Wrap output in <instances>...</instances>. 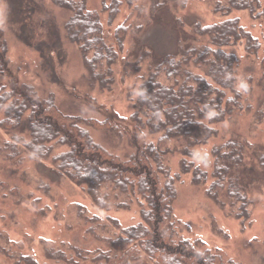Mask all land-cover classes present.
Listing matches in <instances>:
<instances>
[{
  "label": "trees",
  "instance_id": "16d2710c",
  "mask_svg": "<svg viewBox=\"0 0 264 264\" xmlns=\"http://www.w3.org/2000/svg\"><path fill=\"white\" fill-rule=\"evenodd\" d=\"M5 1L15 35L39 52L42 67L52 72L54 81H58L56 64L62 67L64 58L68 59L64 43L69 42L78 46L91 85L104 91L113 89L119 51L109 42L101 12L90 8L89 0H50L70 13L63 27L55 16H44V0ZM186 2L155 0L153 11L177 12ZM120 5V0L105 3L111 22ZM213 10L224 18L208 24L194 22L189 30H182L173 51L157 54L140 45L137 67L145 72L128 93L135 109L130 116L132 131L110 117L66 113L53 93L41 96L31 83L0 87V130L9 135L6 139L0 136L1 159L19 164L28 157L51 159L57 174L81 186L100 210L140 208V222L124 228L119 219H104L78 204L77 219L88 225L86 234L108 248L90 251L70 246L69 253V248L50 247L45 249L49 259L64 264H78L75 256L92 264H241L226 260L218 250L205 248L200 238L192 241L181 237L174 220L178 178L191 173L196 185L210 182L207 196L245 225L251 219L253 204L252 184L245 181V171L252 163L264 171V151L247 137L215 145L211 158L205 155V167L193 159L199 147L219 134L217 125L236 120L249 109L239 87L238 56L227 47L243 45L247 53L258 55L264 44V36L261 40L238 17L229 16L236 10H247L254 18H264L261 0H216ZM37 14H43L41 20ZM179 21V29H184ZM130 29L125 24L117 28L120 48ZM262 68L264 78V59ZM12 72L8 43L0 39V76ZM251 81L245 79L243 84ZM263 116L264 109L255 115V122ZM90 128L108 132L129 151L121 154L112 150L96 140ZM175 153L183 157L176 176L168 163ZM2 184L18 203L29 200V195ZM41 187L47 188L44 184ZM1 252L16 264H39L32 255L12 254L0 247Z\"/></svg>",
  "mask_w": 264,
  "mask_h": 264
},
{
  "label": "rangeland",
  "instance_id": "374dc122",
  "mask_svg": "<svg viewBox=\"0 0 264 264\" xmlns=\"http://www.w3.org/2000/svg\"><path fill=\"white\" fill-rule=\"evenodd\" d=\"M113 1L89 0L88 3L90 8L101 12L109 42L119 51V62L114 68L116 83L112 90L104 91L91 85L78 46L69 42L64 43L68 59L64 58L62 67L56 64L58 81H54L52 72L42 67L39 52L22 44L15 35L14 23H11L10 9L5 0H0V39L8 43L13 72L0 76V87H17L31 83L41 96L53 93L58 106L66 113L98 119L110 117L132 131L134 123L130 116L135 109L128 93L145 72V69L137 67L140 45L151 47L157 54L170 52L175 50L182 30H189L194 22L200 20L208 24L224 17L213 10L216 0H187L185 8H179L177 12L166 9L157 14L153 11L155 0H132L131 3L128 0H120L118 14L111 22L109 11L104 9V5ZM44 2L47 5L44 16H55L60 27H63L70 13L54 6L50 0ZM261 2L264 7V0ZM42 15L37 14L38 20H41ZM229 16L238 17L245 27L263 40V17L254 18L247 10H236ZM178 19L183 22L184 29H179ZM123 24L129 25L131 29L124 47L120 48L116 31ZM139 26H142L139 31H132ZM40 29L37 28V32L40 33ZM227 50L238 56L239 87L244 91L249 109H244L236 120H226L217 125L219 134L197 149L193 159L203 167L205 155L211 158L213 147L230 138L247 137L264 151V116L258 123L254 120L255 115L264 109V44L258 55L247 53L243 45L230 46ZM249 78H252V81L246 82L247 86L244 85V80ZM90 129L96 140L112 150L121 154L129 151L126 145H119L108 132ZM0 136L9 138L3 130H0ZM182 160V155L178 153L168 160L175 176L181 172ZM245 181L252 184L253 204L251 219L244 225L235 216L227 215L207 196L206 189L210 182L205 186L196 185L191 173L180 176L177 181L179 195L174 210L179 235L192 241L202 239L205 248L218 250L226 260L233 259L241 264H264V171L259 169L256 163H252L245 171ZM2 183H8L9 188L29 195V200L18 203L8 196L10 191L4 189ZM43 184L47 188H42ZM78 204L104 219H119L124 228L141 220L140 208L137 205L129 210L108 211L94 206L81 186L57 174L51 159L28 157L19 164L0 158V247L3 251L7 249L12 254L20 252L32 255L39 264H64L49 259L45 249L69 248L68 252L71 253L70 246L90 251L96 247L108 248L86 234L88 225L77 219ZM75 258L78 264H92L91 261L82 260L78 256ZM0 264L16 263L8 254L1 252Z\"/></svg>",
  "mask_w": 264,
  "mask_h": 264
}]
</instances>
